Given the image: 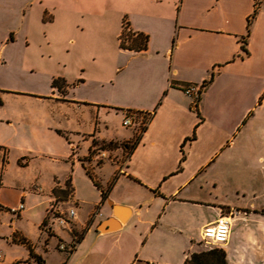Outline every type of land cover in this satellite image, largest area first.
Returning a JSON list of instances; mask_svg holds the SVG:
<instances>
[{"label": "crops", "instance_id": "1", "mask_svg": "<svg viewBox=\"0 0 264 264\" xmlns=\"http://www.w3.org/2000/svg\"><path fill=\"white\" fill-rule=\"evenodd\" d=\"M28 2L54 23L70 14L84 18L77 50L83 48L89 58L78 64L94 70L108 59L110 70L93 79L72 77L71 94L62 96L40 87L21 89L53 100L30 106L42 119L48 117L43 114L47 106L49 111L62 105L75 110L64 113L62 121L58 114L56 126L68 133L65 138L44 122L31 126L36 143L50 148L57 141V151L13 146L8 138L0 145V264H49L53 238L70 249L68 264H185L197 251L196 233L215 221L224 206L240 211L225 245L233 241L235 221H242L240 232L248 233V222L263 220L257 217L264 207L240 197L264 195V0L23 4ZM0 5L1 15L8 3L0 0ZM125 20L134 32L149 36L146 49L121 47ZM13 30L9 27L1 37L3 48L15 40ZM190 85L201 89L200 97L186 93ZM128 110L153 116L133 148V142L128 149L109 147L110 142L136 139L133 128L124 126L132 130L125 136L119 120V126L115 123ZM7 124L19 133L16 119ZM99 149L110 157L97 163ZM10 162L15 175L7 184ZM34 165L40 183L25 179ZM224 177L232 183V204L219 200ZM109 201L120 205L118 214ZM21 202L25 208L13 212ZM54 204L76 210L68 226L48 219ZM205 208L215 215L206 218ZM73 231L81 236L76 239ZM62 252L60 264L68 257Z\"/></svg>", "mask_w": 264, "mask_h": 264}, {"label": "rangeland", "instance_id": "2", "mask_svg": "<svg viewBox=\"0 0 264 264\" xmlns=\"http://www.w3.org/2000/svg\"><path fill=\"white\" fill-rule=\"evenodd\" d=\"M4 1L8 3V7L6 13L0 15V63L1 61L5 62L4 66L0 64V145H3L4 140L8 138L9 143L13 146L42 147L41 149L57 151V141L50 142L51 144H48L50 148L46 147L42 142L41 144L36 143L31 126L44 122L45 125H50L53 132L60 133L65 138L68 136V133L59 130L56 126L58 114H60L59 119L62 121L64 113L67 115L74 114L73 111L75 109H72L68 105H62L54 107L53 110L49 111L51 106H47L43 114H47L48 117L42 119L40 115L37 117L33 114L34 112L30 110V106L32 104H48L53 102V100L38 99V95L35 94L26 95L28 92L21 89L40 87L42 89L53 90L60 96L71 94L70 89L74 87L72 77L78 76L80 78L85 75L87 78L91 77L93 79L96 74H104L110 70V67L108 68L109 60L100 57L99 60H102L96 68L95 66L93 67L94 70L83 68L79 65V61L89 58V56L83 48L77 50L82 38V28L79 25L85 26L84 18H80L78 14L60 16L57 23H54L51 17L44 14L37 5L32 6L30 2H28V6L23 4L31 0H3V3ZM9 27L14 28L15 40L8 42L3 48L1 37ZM26 37H29V40ZM74 40L77 41L76 44H73ZM54 81H56V85L53 84ZM47 96L50 97L53 94L51 93ZM123 116L124 113L121 112L119 119H115V123L116 126L121 124L119 130L123 131L125 136H128L132 133V130L124 129L122 123ZM12 119H16L19 125L21 124L18 127V134L15 133L13 127L7 124ZM138 135V133H135V136ZM133 140L131 141L133 142ZM122 142L125 143L127 140L120 141V143ZM14 152L16 153L15 150ZM97 161V163H100L103 160L98 158ZM12 163L10 162L9 167L6 165L8 172L5 183L7 184L12 182V177L15 175L14 170L16 166ZM36 167L35 165L32 166L31 169H28V173L24 175L25 179L32 183L38 181L35 178L37 174ZM256 182L260 183L258 177L255 178ZM233 191L232 183L229 182L228 177L221 178L219 200L225 204H232L235 196ZM251 197L252 194L248 192L245 198H240L243 202L253 199L258 208L264 207V195L258 194L255 198ZM230 208L224 206L222 208L223 213L227 214ZM214 215L215 212L211 208L204 209V216L206 218H212ZM257 218L264 220V214L259 215ZM263 220L248 222V226H246V228L249 227L250 229L248 233L245 230L240 232L242 226V228H245L242 221H235L236 231L232 243L216 248L224 249L227 260L232 264H264ZM23 222L24 227L27 226L26 222ZM80 236L81 233L79 232L76 239ZM60 243L62 242H58L55 238L51 240L49 246L50 252L48 254L49 264H60V260L64 258L65 253L59 248ZM194 243L196 245V252L214 249L202 243L200 232L196 233ZM69 252L67 250L66 255H69Z\"/></svg>", "mask_w": 264, "mask_h": 264}, {"label": "built area", "instance_id": "3", "mask_svg": "<svg viewBox=\"0 0 264 264\" xmlns=\"http://www.w3.org/2000/svg\"><path fill=\"white\" fill-rule=\"evenodd\" d=\"M185 91L188 94H194L196 97H200L201 89L195 85H190L185 87ZM153 112L144 111H126L123 118V126L133 128L140 136L146 127L148 126L150 120L152 119ZM97 158L100 160L110 157V154L106 149H99L96 153ZM25 208V203L21 202L18 207L12 209L13 212H18ZM240 213L236 208H230L227 214L221 212L219 217L212 223L207 224L201 231L202 243L210 248L220 247L228 243L234 219ZM76 215V210L74 208L70 210H63L59 206L52 205L48 212V219L52 223L60 224L61 226H68L72 219ZM61 250L69 251L70 249L64 243L59 244ZM1 256V254H0Z\"/></svg>", "mask_w": 264, "mask_h": 264}, {"label": "trees", "instance_id": "4", "mask_svg": "<svg viewBox=\"0 0 264 264\" xmlns=\"http://www.w3.org/2000/svg\"><path fill=\"white\" fill-rule=\"evenodd\" d=\"M254 17V15L252 16V18ZM251 24H252V19H249V23H248V35L251 32ZM148 41H149V36L143 32H134L130 26L129 23L125 20L124 24H123V31L122 34L120 36V45L123 48H127V49H133V50H137V51H141L144 50L148 47ZM246 43L247 40L244 38L243 40V48L246 50ZM211 81V80H209ZM54 85H56V81H54L53 83ZM131 111V110H128ZM139 140V136H136V139L133 141V144L131 145L132 148L136 145V143ZM130 142L132 141H128V142H122L120 143V145L124 148H130ZM119 143H113L110 142L108 144L109 147L118 145ZM90 176H92V174L90 173ZM93 177V176H92ZM96 185L98 187H100V184L98 182H96ZM55 193H62V191H60L59 189H56L54 191ZM66 193V192H65ZM103 197L104 199L107 198L108 193L107 190H104L103 192ZM264 213V210H263ZM74 236L77 237L78 232L77 231H73ZM24 243L27 244L26 241H22ZM31 253L33 254V249L31 244H28ZM39 259H41L40 256H38ZM69 261V255L66 258V260L64 262H62V264H68ZM185 264H232L227 260L226 257V251L224 249L221 248H214L212 250L209 251H202V252H193L191 253L187 259L185 260Z\"/></svg>", "mask_w": 264, "mask_h": 264}, {"label": "water", "instance_id": "5", "mask_svg": "<svg viewBox=\"0 0 264 264\" xmlns=\"http://www.w3.org/2000/svg\"><path fill=\"white\" fill-rule=\"evenodd\" d=\"M109 202H110V204L115 208L116 214H118V208L120 207V205H114V204L112 203V201H109Z\"/></svg>", "mask_w": 264, "mask_h": 264}]
</instances>
